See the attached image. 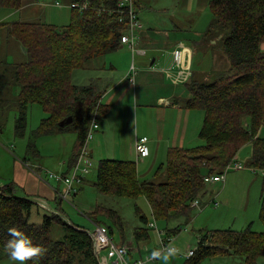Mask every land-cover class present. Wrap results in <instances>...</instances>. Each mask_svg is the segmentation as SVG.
I'll use <instances>...</instances> for the list:
<instances>
[{"label": "trees", "instance_id": "16d2710c", "mask_svg": "<svg viewBox=\"0 0 264 264\" xmlns=\"http://www.w3.org/2000/svg\"><path fill=\"white\" fill-rule=\"evenodd\" d=\"M86 1L89 9L82 13L71 10L70 24L63 28L42 23L9 25L10 35L22 43L29 56L27 63L14 67L12 72L14 84L20 88L14 104L18 111L14 131L19 136L24 135L26 111L33 104L47 114L33 131L35 136L75 126L80 133L76 153L70 160L72 168L101 97L91 85H73L72 72L117 50L125 32V24L113 12L119 0ZM2 6L18 9L20 0H0ZM209 7L212 22L208 33L222 35L219 49L227 57L229 66L213 72L207 81L191 80L186 85L191 93L186 108L203 112L198 135L203 144L170 150L166 164L157 169L163 176L160 183L140 181L136 165L130 161L101 160L96 168L93 186L100 195L143 196L157 221L189 218L192 202L202 204L201 198L206 194L204 177L222 173L244 144L251 145L249 167L264 171V138L258 136L264 125V52L261 50L264 0H210ZM4 87L0 85V101ZM105 115L101 113L98 121ZM69 118L71 123L61 126ZM244 120L249 122L244 125ZM31 148L29 146L32 151ZM86 150L93 166L88 145ZM85 180L83 176L77 191ZM15 192L13 184L0 187V244L10 239L8 228L16 227L44 249L42 256L34 258L36 264H100L93 252L90 233L64 221L60 207L58 212L42 213L39 223H31L32 212L40 216L38 204L35 199L18 196ZM61 200L57 199L58 206ZM262 210L264 221V201ZM101 217L110 219L121 229L122 222L115 211L96 207L87 216L89 221L106 227L111 234V228L99 221ZM139 218L142 226L135 230L136 241L146 239L151 229L144 215L140 214ZM54 223L63 233L58 241L49 236ZM197 240L194 255L184 264H200L206 258L224 256L241 258L243 264H258L264 258V232L220 230L200 233Z\"/></svg>", "mask_w": 264, "mask_h": 264}, {"label": "crops", "instance_id": "0c3cea01", "mask_svg": "<svg viewBox=\"0 0 264 264\" xmlns=\"http://www.w3.org/2000/svg\"><path fill=\"white\" fill-rule=\"evenodd\" d=\"M72 2L74 1L69 0L67 3L68 9H70L69 6ZM156 2V0H134L135 9L142 23V28L138 32L134 43L135 51L132 52L128 46L120 44L117 51L126 47L130 50L131 54L129 52L120 54L116 50L109 52L110 63L108 70H106L107 64L104 60L106 56L91 61L93 62L91 68L94 71H99L100 76L93 80L91 79L88 83L101 95L92 116L104 104L103 107L106 108L105 116L107 117H103L105 119L102 122V128L105 125L109 127V133L105 129L104 132L98 131L95 134V136L100 135L99 137H104L103 141L109 140V145L104 143L103 152L100 153L99 144L94 142L95 136L92 137V140L88 144L89 157L91 159L96 158L98 162L101 160L134 162L137 177L140 181H149V179L142 180V178H145L154 170V177L160 174L161 171L157 172V169L166 164L170 150L173 148H194L199 140L198 135L201 125L200 123L196 125V110L186 108V102L191 98L188 86L180 87L179 85H173L167 77V70L172 69V51L178 46H183L187 49V56L191 62L192 77L190 81L192 80V82L207 81L213 75V72L220 70L215 67L217 56L214 59L213 67L208 72L198 70L195 60V54L200 48L208 50L209 46L211 47L215 43L213 39L219 41L222 38L221 34L216 36L212 34L214 38L208 33L212 20H208L203 32H188L186 29L180 27L177 17V14L182 12V4L196 2L198 6L196 12L200 10L199 6L205 8L206 11L207 7L210 6V0H160L159 5H156ZM0 8L3 9L0 12V74L2 75L7 71L8 65V62L3 58L5 55V44L11 43L14 48V55L9 53V51L7 53L11 54L13 58L15 56L22 57V53L27 54L22 43L10 35L9 25L12 23H31L9 20V18L18 14L20 9H23L21 8V0L20 7L13 12L8 11V7L2 6ZM175 10L177 11L175 12ZM143 11L147 14L145 19L141 17ZM157 18L161 19L164 27H157ZM52 26L63 28L55 25ZM218 36H221V38ZM207 40L209 41L207 46H205L204 44ZM261 50L264 52V43H261ZM132 65L135 68L134 83L130 81ZM14 67L16 66L14 65ZM77 80H80V78ZM12 85L8 86L11 91H13L14 87H17L15 84ZM8 91H5L4 94ZM18 93L14 96L12 92V96L15 98L18 96ZM4 94L2 102L6 101V95ZM106 119L109 120V124H106ZM1 126L2 124H0V134L2 131ZM141 136H146L149 140L147 144L149 154L144 159H137L135 141ZM4 141L8 144V141ZM77 144L78 142H76V147ZM76 147L74 148L73 157L76 153ZM13 148L15 151L10 152L0 142V187L13 184L16 189L15 193L18 196L37 200L38 207L43 213L58 212L59 207V209L63 210L61 205L58 206L57 199L61 198L58 193H62L65 190V186L63 183L43 175V171L49 170V167L46 162L42 161L41 154L35 150L31 158L26 157V155L25 157H21L22 153L25 152L27 154L26 147L23 150L22 144L16 145L14 142ZM55 163L57 167L55 174L69 177L74 172L75 165L72 168L71 161L68 162V166H66L67 161L65 159H59ZM161 177L163 178V176ZM230 180V178L229 180L224 179L223 182L216 183H223V185L226 183L225 187L221 188L223 190L221 195L228 186H232L233 183ZM84 182L86 183L87 179ZM78 193L79 191L72 195L76 197ZM149 211L151 219L153 218L157 221L153 216L150 206ZM221 211L224 212V210ZM112 226L111 236L113 239L117 240L118 244L125 246L129 251L130 257L135 260L145 258L151 251L156 249L160 239H170L171 245H175L172 239L175 238L173 235H176L177 231H173L166 226L159 229L156 227L157 230L154 229L155 232L150 233L152 235L151 238L149 234L146 239L141 241L135 240V230L141 226L136 225L130 230H127L123 224L121 229L113 224ZM179 230L180 228L178 232ZM220 230L215 229L213 231ZM197 241L196 239L195 242L197 243ZM194 245L195 243H189V245H185L183 250L188 251ZM7 257L8 255L3 253L0 255V261ZM98 260L101 263L100 259ZM235 260H238L239 264H243L241 258H235ZM162 261L158 263L173 264L175 258H170L168 261H165L166 263Z\"/></svg>", "mask_w": 264, "mask_h": 264}, {"label": "rangeland", "instance_id": "374dc122", "mask_svg": "<svg viewBox=\"0 0 264 264\" xmlns=\"http://www.w3.org/2000/svg\"><path fill=\"white\" fill-rule=\"evenodd\" d=\"M67 1L69 2V0H21V8L23 9H20L18 14L12 18H9V20L28 22L31 24L47 23L49 25L64 27L70 24L72 14V11L66 6L68 3ZM156 1V5H159L160 0ZM56 2H58L60 6H56ZM197 7L198 6L196 2H187L186 4H182V12L177 14L180 27L186 29L188 32H203L208 20H212V13L209 6L207 7L206 11L205 8H201V6H199L200 10L196 12ZM1 10L3 9L0 8V12H2ZM7 10L13 12L16 9L10 7ZM176 11L177 10H175V12ZM141 17L144 19L147 17L145 11L142 12ZM156 25L157 27H164L161 19L158 18L156 20ZM216 35L217 34H215V36ZM208 41L209 40L205 41V46H207ZM213 41L215 43L213 46H209L208 50H204L203 48L199 47L200 50H198V52L195 54L196 66L200 71L208 72L213 67L216 56L217 60L215 62V67L219 69H226L229 66L227 57L219 49V41L215 39H213ZM4 49L5 55L3 58L8 62L7 71L9 73L2 72L3 74H0V85H5L4 91H9L4 94L6 95V101H0V124H2L0 142L3 143L10 152L15 151L13 148L14 142L16 145L22 144L23 150H25L26 147L27 154L24 152L22 153L21 157H25L26 155V157L31 158L34 151L37 150V152L41 154L42 161L48 164L49 170L47 171L51 172L52 170V173H55V171H57V167L55 166V162L57 160L65 159V161H67L66 166H68L70 159L72 160L74 148L76 147V142L80 131L77 130L75 126H72L69 129H57L53 134L50 135L35 136L32 131H34L40 125L41 120L46 118L47 114L40 106L33 104L26 111V128L24 135L19 136L15 133L14 130L15 121L17 118V110L16 107H14V104L18 97L14 98L12 95L14 94V96H16L19 88L14 87L13 91H11L8 86H13L12 84H14V78L12 76L14 65L19 66L27 63L29 61V56L25 53H22V57L15 56V58H13L11 54L14 55V48L12 47L11 43L5 44ZM8 51L11 54H7ZM117 52L120 54L129 52L131 54L130 50L126 47L120 49V51L118 50ZM105 56L106 57L104 60L107 64L106 70H108L110 63L109 54H106ZM92 64L93 62L87 63L83 69H78L72 72L71 80L73 85H80L78 87H83L88 85L91 79L93 80L100 76L99 71H94V69L91 68ZM79 78L80 80H77ZM94 90L95 92L97 91L96 89ZM102 105L104 106V104ZM103 106L101 109H98V116L106 111V108ZM195 117L197 119L196 125L197 123L198 125L199 123L202 125L203 112L201 110H196ZM104 119L105 118L103 117L100 118V128L98 131L104 132L106 129V132L109 133V127L107 125L102 128V122ZM248 122V120H244L243 124L246 125ZM106 124H109L108 119H106ZM99 136L100 135L95 136L94 142L99 144L100 153H102L104 149V143L109 145V140L103 141L104 137ZM258 136L264 138V125L259 130ZM4 140L8 141V144H6ZM202 144L203 142L199 139L195 145L199 146ZM29 146H32V151L29 149ZM250 154L251 145L244 144L238 149L236 155L232 158V163L230 162L228 165H226L227 167L233 164L235 161L241 164L243 169L229 170L225 173V180H229L230 178V181H232L233 184L232 186H228L222 195L221 193L223 190H221V188H224L226 183H224V185L223 183L208 185L206 187L205 196L201 198L202 204L199 205V207L201 206L200 210L197 208H192L189 218H171L166 221H155L153 218L151 219L148 203L143 196L129 198L100 195L93 186L98 160L96 158H92L93 166L89 173L85 175L87 182H84V184L81 186V190L79 191L78 195L74 197L72 194H70L66 200H61L60 205L62 206L64 212L63 220L68 224L77 225L83 227L84 230L88 232H92L94 226L93 223L89 221L87 216L90 215L96 207H101L104 210L109 209L115 211L116 215L122 219L121 222L125 228L130 230L136 225L142 226V222L139 218L141 214L147 218L148 223L155 222L157 229L162 227L164 228L166 226L169 229L175 231L176 229L180 228V231L176 232V235H173L175 238H171H173V244H175L174 247L182 251H186L183 250V248L185 245H189V243H195L196 245L195 241L200 233L209 231L211 232L215 229H230L237 232L245 230H250L251 232L256 233L264 232V221L262 216V206L264 201V171L255 170L249 167L248 163ZM47 171H43V175L46 177H48ZM154 171L145 178H142V180L149 179V181L160 183L163 180L161 179V174L155 175L154 177ZM215 195L217 196L215 197ZM213 203H217V206H214ZM221 210H224V212ZM40 213H43L41 209ZM83 213L85 215H83ZM40 217L41 216H38L35 212H32L30 222L39 223L41 221ZM98 219L107 227L112 229L113 226L110 219H107L106 217H101ZM154 232L155 230L152 228L149 230V234ZM62 235L63 233L60 229V226L54 223L50 230V238L53 241H58ZM151 237L152 235L150 238ZM5 244L6 243L0 244V251L5 250ZM195 245L188 250L193 249ZM93 252L94 255L100 259V264H109V261L106 259L103 253L98 254L94 247ZM2 254L3 252L0 253V255ZM5 254L8 255L6 251ZM173 258H175L173 264L185 263L184 258H177V256ZM235 258L236 257L234 256L206 258L200 264H239L238 260H235ZM159 261H161V259H158L152 264H156ZM162 262L166 263L165 261ZM0 264H12V262L10 261L9 257H7L1 260ZM258 264H264V258L260 259Z\"/></svg>", "mask_w": 264, "mask_h": 264}, {"label": "built area", "instance_id": "2783aa9c", "mask_svg": "<svg viewBox=\"0 0 264 264\" xmlns=\"http://www.w3.org/2000/svg\"><path fill=\"white\" fill-rule=\"evenodd\" d=\"M56 6H59L58 2H56ZM88 7L89 4L86 0L83 2L74 1L69 6L70 9L77 10L80 13L88 10ZM100 11L104 12V9H100ZM113 12L118 14L119 21L125 24V32L121 35L120 44H122V46H128V48L134 52V43L138 32L142 28V24L135 9L134 0H119L116 4V10ZM187 55L188 51L183 46H178L172 51V69L167 70V77L173 85L185 86L189 83L192 77L191 62ZM130 74V81L131 83H134L135 68L133 65L131 66ZM97 118L98 113L96 111V113L92 116L90 126L86 132L84 143L81 147L74 167V172L69 177L47 172L48 178L64 184L65 190L62 193H58L62 200H66L70 194H75L77 192V186L81 183V178L87 175L92 167L90 159L88 158L86 147L89 141L92 140L94 133L99 129ZM148 142L149 140L146 136H141L136 139L135 153L137 159H144L148 156ZM241 169H243V166L234 161L233 164L227 166L222 173L205 176L203 182L205 185L221 183L224 181L225 173L227 171ZM199 205H201L199 201H194L192 202L191 207L200 210L201 206L199 207ZM213 205L217 206V203H213ZM93 226L94 229L90 232L92 246L98 254L103 253L110 264H151L158 260L154 259L149 261L152 251L145 258H139L137 260L132 259L128 249L125 246L118 244L108 232L106 227L98 223H93ZM149 227L157 230L154 222H150ZM168 245H171L170 239H160L156 249ZM194 250L195 248L188 251H182L179 249V254L176 256L177 258H184L185 260H188L194 255Z\"/></svg>", "mask_w": 264, "mask_h": 264}, {"label": "clouds", "instance_id": "9594fccd", "mask_svg": "<svg viewBox=\"0 0 264 264\" xmlns=\"http://www.w3.org/2000/svg\"><path fill=\"white\" fill-rule=\"evenodd\" d=\"M208 186V185H206ZM10 239L4 245V249L12 264H36L35 257L42 256L44 249L34 244L31 236L16 227L8 228ZM179 254V249L174 246L168 245L155 249L151 252L149 261L154 259H161L168 261L170 258Z\"/></svg>", "mask_w": 264, "mask_h": 264}, {"label": "water", "instance_id": "95a60500", "mask_svg": "<svg viewBox=\"0 0 264 264\" xmlns=\"http://www.w3.org/2000/svg\"><path fill=\"white\" fill-rule=\"evenodd\" d=\"M218 37L221 38V36H218ZM22 50H23V49H22ZM71 121H72V119L69 118V119L65 120V121L61 124V126L67 125V124L71 123ZM34 202L37 203L38 201H37V200H34ZM197 237H198V236H197Z\"/></svg>", "mask_w": 264, "mask_h": 264}]
</instances>
